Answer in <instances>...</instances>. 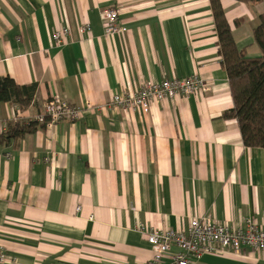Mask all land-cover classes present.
<instances>
[{
  "label": "crops",
  "instance_id": "0c3cea01",
  "mask_svg": "<svg viewBox=\"0 0 264 264\" xmlns=\"http://www.w3.org/2000/svg\"><path fill=\"white\" fill-rule=\"evenodd\" d=\"M220 2L238 50L259 56L251 33L264 2ZM111 7L124 36L104 34L100 15ZM85 24L90 34L80 35ZM62 28L70 34L55 45ZM192 75L206 92L148 112L109 103L143 81ZM3 77L36 92L24 111L0 103V134L56 95L93 109L36 125L17 147L0 143V264H147V230H184L205 214L264 227V149L245 147L223 117L233 102L209 0H0ZM194 264H264V253Z\"/></svg>",
  "mask_w": 264,
  "mask_h": 264
},
{
  "label": "built area",
  "instance_id": "2783aa9c",
  "mask_svg": "<svg viewBox=\"0 0 264 264\" xmlns=\"http://www.w3.org/2000/svg\"><path fill=\"white\" fill-rule=\"evenodd\" d=\"M120 10L114 7L101 12V24L105 35L124 36L126 27L119 22ZM80 35L90 34V26L78 28ZM70 34L68 28L52 33L55 45L65 43ZM204 80L198 75L187 78H172L161 82L143 81L138 88H126L110 97V105L123 110H142L148 112L154 102L171 101L176 98L206 92ZM90 105L76 107L60 97L53 96L43 107V112L31 122L51 128L61 123H74L82 118L84 110H92ZM147 242L154 256L147 264H194L203 255H242L245 250L252 253H264V227L252 218H247L242 225L232 227L217 223L211 214L193 217L184 230H154L146 232ZM175 249V252H173ZM169 259L165 262L164 259ZM4 255L0 256V260Z\"/></svg>",
  "mask_w": 264,
  "mask_h": 264
},
{
  "label": "trees",
  "instance_id": "16d2710c",
  "mask_svg": "<svg viewBox=\"0 0 264 264\" xmlns=\"http://www.w3.org/2000/svg\"><path fill=\"white\" fill-rule=\"evenodd\" d=\"M243 4L258 5L264 0H235ZM217 33L218 53L227 73L233 107L223 117L236 121L242 144L249 148L264 149V12L252 30V39L260 54L248 56L238 50L220 0H209ZM36 86H19L9 77L0 78V103H11L21 111L32 103ZM33 122L24 125L15 123L5 134H0V143L17 147L27 133L35 129Z\"/></svg>",
  "mask_w": 264,
  "mask_h": 264
}]
</instances>
